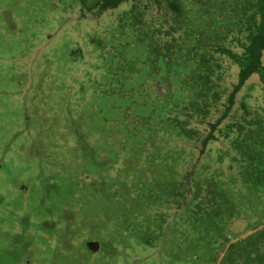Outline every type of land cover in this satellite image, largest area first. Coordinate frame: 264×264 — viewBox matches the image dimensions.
I'll return each mask as SVG.
<instances>
[{"label":"rangeland","instance_id":"obj_1","mask_svg":"<svg viewBox=\"0 0 264 264\" xmlns=\"http://www.w3.org/2000/svg\"><path fill=\"white\" fill-rule=\"evenodd\" d=\"M97 2L0 0V264H264L254 0Z\"/></svg>","mask_w":264,"mask_h":264},{"label":"trees","instance_id":"obj_2","mask_svg":"<svg viewBox=\"0 0 264 264\" xmlns=\"http://www.w3.org/2000/svg\"><path fill=\"white\" fill-rule=\"evenodd\" d=\"M123 1L125 0H102V3L99 4V8H101V10L115 8ZM246 30V44L244 45V51L241 55L227 48H219L220 52L226 54L235 62H244L240 65L238 82L229 96L230 104H232L235 93L252 74H259L261 81L264 83V65L262 64V55L264 51V0H254L248 16ZM215 127L216 125L212 126V128ZM208 139L209 137H206L205 140H203V145L208 143Z\"/></svg>","mask_w":264,"mask_h":264},{"label":"water","instance_id":"obj_3","mask_svg":"<svg viewBox=\"0 0 264 264\" xmlns=\"http://www.w3.org/2000/svg\"><path fill=\"white\" fill-rule=\"evenodd\" d=\"M158 88L159 87L157 86V89ZM99 246H100L99 242H96V241H88L86 244V247L88 248L90 252H97L99 250Z\"/></svg>","mask_w":264,"mask_h":264},{"label":"flooded vegetation","instance_id":"obj_4","mask_svg":"<svg viewBox=\"0 0 264 264\" xmlns=\"http://www.w3.org/2000/svg\"><path fill=\"white\" fill-rule=\"evenodd\" d=\"M123 2H125V1H123ZM101 3H102V0H100V2H99V3H98V2H97V3H95V5H97V6L99 7V4H101ZM120 4H121V3H120ZM87 242H88V241H86V243H85V246H86Z\"/></svg>","mask_w":264,"mask_h":264}]
</instances>
